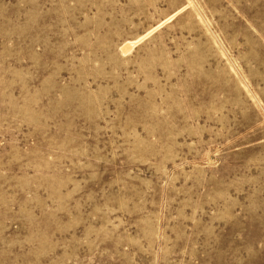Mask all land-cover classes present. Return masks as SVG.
Masks as SVG:
<instances>
[{"label":"rangeland","instance_id":"obj_1","mask_svg":"<svg viewBox=\"0 0 264 264\" xmlns=\"http://www.w3.org/2000/svg\"><path fill=\"white\" fill-rule=\"evenodd\" d=\"M0 264H264V0H0Z\"/></svg>","mask_w":264,"mask_h":264}]
</instances>
